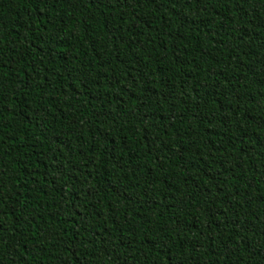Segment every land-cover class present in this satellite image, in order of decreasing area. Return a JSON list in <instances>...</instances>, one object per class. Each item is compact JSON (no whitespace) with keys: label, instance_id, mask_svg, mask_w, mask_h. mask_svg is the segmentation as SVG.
<instances>
[{"label":"trees","instance_id":"obj_1","mask_svg":"<svg viewBox=\"0 0 264 264\" xmlns=\"http://www.w3.org/2000/svg\"><path fill=\"white\" fill-rule=\"evenodd\" d=\"M0 264H264V0H0Z\"/></svg>","mask_w":264,"mask_h":264}]
</instances>
